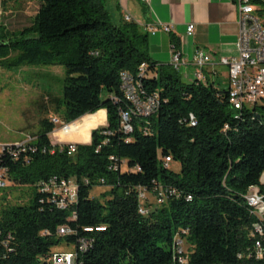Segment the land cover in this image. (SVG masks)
<instances>
[{
	"label": "trees",
	"instance_id": "obj_1",
	"mask_svg": "<svg viewBox=\"0 0 264 264\" xmlns=\"http://www.w3.org/2000/svg\"><path fill=\"white\" fill-rule=\"evenodd\" d=\"M250 1L264 16V0ZM37 2L29 27L10 31L0 22V68L62 66V98L47 93L46 105L54 113L63 107L64 124L105 110L106 126L68 155L66 145L50 141L56 126L38 104L42 116L27 162L0 157L12 180L0 194V264H49L54 248L70 245L74 264H177V237L187 245L186 264H264V219L246 201L252 188L264 189V103L233 110L226 90L183 82L171 65L151 59L148 33L114 21L104 0ZM123 73L140 82L141 101L157 96L151 115L135 111L122 90ZM122 112L130 114L128 135ZM167 157L179 163L178 172L165 167ZM51 178L75 181L74 204L60 209L38 190ZM98 186L107 188L102 200L90 194ZM140 190L166 197L149 205ZM62 227L68 233L59 235ZM82 240L85 250L78 249Z\"/></svg>",
	"mask_w": 264,
	"mask_h": 264
},
{
	"label": "built area",
	"instance_id": "obj_2",
	"mask_svg": "<svg viewBox=\"0 0 264 264\" xmlns=\"http://www.w3.org/2000/svg\"><path fill=\"white\" fill-rule=\"evenodd\" d=\"M143 3H147L148 0H140ZM237 7V21H238V37H237V55L235 57H223L220 56L217 59L219 65L227 68L228 75V89H227V100L228 104L233 110H242L244 107H254L264 103V23L260 21L254 11L253 4L250 0H235ZM170 32L168 26H155L150 25L147 27L149 34L153 35L158 31ZM194 27L189 25L186 28V34L188 36L193 34ZM192 63L195 66V78L200 81L202 79L201 70L213 61L211 54L206 53L202 50H197L193 57ZM183 62L180 54L175 51L172 57L171 66L177 70L180 64ZM145 65L142 64L139 67L140 74L143 75ZM124 86L127 87L128 95H131V99L134 100L135 111L140 115L149 116L151 115L157 106V96L141 101L139 98V91H131V83H140L137 79L132 76H123ZM54 125H60L62 131L68 128L67 125L59 123L57 119H52ZM194 118L190 116V125L193 126ZM120 128L126 135L132 132V126L130 122L129 112H122L120 115ZM36 139V138H35ZM34 139V140H35ZM32 140V141H34ZM32 141H27L20 144H0V157L5 156L12 160H19L23 157L26 161L29 150V144ZM61 145L60 147H62ZM75 144L67 145L68 155H72L76 152ZM51 153H54V149ZM27 162V161H26ZM171 158H165V167L171 163ZM261 185L264 188V174L260 180ZM12 186L10 170L7 167L0 168V194L7 188ZM40 192H45L51 195L54 201H56L60 209H65L76 201L77 186L72 178L62 179L57 181L55 178H51L47 183H40L38 185ZM147 193L145 191L139 192V200L145 202L144 198ZM248 196H251L252 202L257 203V210L252 211L253 216L259 220L264 219V189L261 191L257 187V191H248ZM150 195V194H148ZM153 196V195H151ZM165 193L161 190L157 195L153 196L155 204L159 205L164 202ZM146 203V202H145ZM140 213L146 214L143 208L140 209ZM100 231L102 228H96ZM86 232H92V229H86ZM254 231L261 235L262 229L258 224L254 225ZM68 233V230L64 227L59 228L58 234L64 235ZM185 233V232H183ZM1 237V233H0ZM4 241V240H3ZM0 239V244L5 243ZM183 244L186 245L180 237L176 238V252H177V264H186V250L183 249ZM87 248V242L82 240L79 243V250H85ZM257 255H261L260 245L256 243ZM75 252H59L53 251L48 259L49 264H74Z\"/></svg>",
	"mask_w": 264,
	"mask_h": 264
},
{
	"label": "crops",
	"instance_id": "obj_3",
	"mask_svg": "<svg viewBox=\"0 0 264 264\" xmlns=\"http://www.w3.org/2000/svg\"><path fill=\"white\" fill-rule=\"evenodd\" d=\"M107 11L114 21L126 20L137 24L148 33L149 54L158 65H171L177 51L183 62L177 69L181 80L192 83L195 66L192 57L197 50L209 53L213 61L202 70L201 83L212 85L217 90L228 89L227 68L217 59L235 57L237 51L238 17L235 0H104ZM150 25L168 26L170 32L158 31L151 35ZM192 25L193 34L188 36L186 28ZM177 46L174 48V46ZM100 110L106 122V112ZM91 139L88 141L89 144Z\"/></svg>",
	"mask_w": 264,
	"mask_h": 264
},
{
	"label": "rangeland",
	"instance_id": "obj_4",
	"mask_svg": "<svg viewBox=\"0 0 264 264\" xmlns=\"http://www.w3.org/2000/svg\"><path fill=\"white\" fill-rule=\"evenodd\" d=\"M253 7L257 17L264 23V16L258 14L262 7L255 4ZM38 9L37 0H14L5 7L1 5L0 0V22L4 23L10 31L21 30L31 25ZM64 76L63 67L58 65L0 68V144H20L36 138L38 120L42 116L39 113L38 104H45L48 108H46L49 113L48 117H53L62 124L63 107L54 113V108L46 103L47 93L62 98ZM99 112L87 115L71 124L63 123L68 126L64 131L60 125H55V130L49 136L50 141L58 146L87 144L93 130L106 126V122L96 125L101 119ZM168 168L178 172L180 165L172 161L168 164ZM252 190L257 191V188H252ZM23 192L29 194L31 189L26 187ZM105 192L107 188L98 186L93 188L90 194L102 200V194ZM144 198L149 205L155 202L151 195L146 194ZM73 249V245L59 246L52 251L74 252ZM183 249H187V245L183 244Z\"/></svg>",
	"mask_w": 264,
	"mask_h": 264
},
{
	"label": "bare ground",
	"instance_id": "obj_5",
	"mask_svg": "<svg viewBox=\"0 0 264 264\" xmlns=\"http://www.w3.org/2000/svg\"><path fill=\"white\" fill-rule=\"evenodd\" d=\"M123 76H129V74H127V73H123L122 75H121V79H122V90H123V92L125 93V95H126V97L128 98V100L133 104V106H134V100L133 99H131V95H128V93H127V87H125L124 86V77ZM139 89H140V86H139V84H138V86H137V84L136 83H131V91H139ZM250 191H253L252 189L250 190ZM246 201H247V204H248V206L249 207H251L252 209H253V211H255V210H257V203H255V202H252V200H251V196H246Z\"/></svg>",
	"mask_w": 264,
	"mask_h": 264
}]
</instances>
